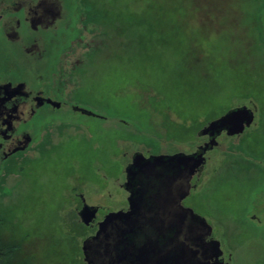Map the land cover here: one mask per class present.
Instances as JSON below:
<instances>
[{
  "label": "flooded vegetation",
  "instance_id": "af4514ba",
  "mask_svg": "<svg viewBox=\"0 0 264 264\" xmlns=\"http://www.w3.org/2000/svg\"><path fill=\"white\" fill-rule=\"evenodd\" d=\"M90 9L83 0H0V201L7 200L6 190L17 192L20 171L34 160L53 155L60 145L68 144L72 148L66 157L73 168L61 180L52 202L55 206L52 225L43 228L35 242L43 246L42 257L33 259L25 249L29 234L17 237L12 231L7 233L0 221V249L4 250L9 264H36V260L42 264L50 261L52 264H154L152 260L114 261V227L107 232L105 243L98 235L101 225L111 215L130 211L131 183L127 169L137 153L146 158L177 153L191 155L201 151L210 139L209 135H201V128L195 141L177 148V142L169 140L165 133L155 134V129L150 135H155L157 149L122 137L106 160L93 154L96 146L89 141L93 121L102 122L99 129L108 131L110 127L112 130L115 117L98 109L96 97L82 93L93 74L92 60L101 36L97 23L88 19ZM131 91L133 102L139 101L138 109H150L151 117L159 111L157 97L148 98L151 105L146 107L144 89L137 87ZM110 106L107 104L106 111L111 110ZM242 106L254 113L251 126L235 136L223 131L216 138L217 144L205 152L203 168L189 182L182 181L190 189L181 205L193 209L211 225L212 233L205 240L219 241L223 252L220 259L229 264H241L244 257L241 236H253L245 243L250 242L251 247L261 243L264 248V193L244 200L243 211L234 218L226 216L222 203L216 205L218 201H214L211 193L220 161L215 164L212 157L220 159L225 152L223 147L226 149L228 144L240 141L257 128V104L252 99H234L229 109ZM117 120H120L116 121L118 125H130L125 119ZM81 132L87 135L85 140L89 144L85 148L72 144L77 143ZM241 151H238L240 155ZM84 164L90 166L85 172ZM165 213L173 214L174 209L167 207ZM189 225L192 224L187 219L185 227ZM153 226L160 225L142 223L141 230H152ZM173 226L170 224V228ZM143 241L144 233L139 232L135 245ZM87 242L90 249L86 248ZM189 246L196 249L190 243ZM224 246L230 253L226 254ZM248 262L264 264V255L250 256Z\"/></svg>",
  "mask_w": 264,
  "mask_h": 264
},
{
  "label": "rangeland",
  "instance_id": "374dc122",
  "mask_svg": "<svg viewBox=\"0 0 264 264\" xmlns=\"http://www.w3.org/2000/svg\"><path fill=\"white\" fill-rule=\"evenodd\" d=\"M139 1L117 0L119 8L114 7L113 15L125 23L127 37L121 50L124 58L121 59L120 54L119 58L97 64L95 97L98 109L115 117V123L112 130L110 127L108 131H101L102 122L93 121L94 130L89 138L93 147L96 146L93 154L106 160L116 141L122 137L157 149L158 142L153 140L155 135H150L155 129V134H167V138L177 142L176 147L180 148L195 141L197 131L210 121L208 118L225 112L233 105L234 99H252L259 108L257 128L247 132L240 141L228 144L226 149L223 147L225 152L220 159L215 156L211 160L215 164L220 160L212 181V198L218 201L216 205L222 203L227 217L234 218L243 211L244 200L264 193V103L261 100L264 66H259L264 64V54L255 60L247 45L235 34H229L215 21L207 23L194 16V6L198 7L196 14L202 8L195 0L190 3L193 6L181 9L176 0H143L144 8H148L144 22L138 16ZM187 3L189 0L185 1ZM97 41L102 42V38ZM116 42L121 47L117 39L113 45ZM137 87L145 91L146 107L151 105L148 98H158L156 104L160 109L154 116L151 117L148 108L138 109V100L133 102L130 90ZM107 104H111V110L106 111ZM120 118L130 125H118L116 121L119 122L117 119ZM86 136L81 132L77 135V143L72 144L85 148L89 144ZM56 149L53 155L34 160L20 171L17 192L12 194L6 190L7 200L0 201V221L7 233L12 231L17 237L29 234L25 249L33 259L43 255V246L35 242L40 239L38 235L43 228L52 225L55 207L52 202L61 180L66 179L73 169L66 157L72 148L64 144ZM240 157L252 162H246L240 168L238 165L237 169V174L254 177L253 181L246 180L247 184L235 174L233 162L239 161ZM114 166L119 171V167ZM89 167L84 164L82 169L85 172ZM246 245L241 253L244 255L241 264H251L248 262L250 254L245 252L246 249L251 251L252 244L248 242ZM223 248L226 254L230 253L226 246ZM36 262L42 264L41 260ZM50 262L48 264H52Z\"/></svg>",
  "mask_w": 264,
  "mask_h": 264
},
{
  "label": "water",
  "instance_id": "95a60500",
  "mask_svg": "<svg viewBox=\"0 0 264 264\" xmlns=\"http://www.w3.org/2000/svg\"><path fill=\"white\" fill-rule=\"evenodd\" d=\"M141 1H139L141 4L139 8H141L145 20L148 17V8L145 9L143 0ZM185 1L176 0L175 2L181 9L183 6L191 5L190 3L194 0H189L187 4ZM195 2L202 8L200 13L196 14L198 7L194 6V16L207 23L215 21L219 27H225L229 34H235L236 38L241 39L247 45V50L251 51L255 60L264 54V0H195ZM218 19L222 20L218 21ZM107 30H109V26H107ZM115 32H117L115 35L117 37L114 39L122 44L121 47H119L118 42L113 45L114 39H110L109 42L103 36L100 37L102 42L99 41L100 43L97 44V53L95 59L92 60L95 63L92 70L93 74L85 90H82V93H86L87 96H96L97 64L104 60L109 62L113 58H119L120 54L122 55L121 59L124 58L121 50L125 45L127 36L126 34L119 35L121 33L119 28H116ZM102 55L103 60L100 59ZM118 65H122V63ZM259 66L263 67L264 64H259ZM88 72L91 73L90 70ZM261 100L264 103V95ZM254 119L253 111L246 106L227 109L223 113L208 118L210 121L200 133L201 135H209L210 139L201 148V151L191 155L177 153L173 155H151L148 158L141 153L135 155L133 163L127 169L131 183V188H129L131 192L129 198L130 211L109 216L102 223L98 234L107 243L109 237L107 232L112 226L114 227L113 238L114 249L116 250L114 261L132 262L135 259L137 261L146 260V262L152 260L154 264H229L220 259L223 252L220 249L219 241L205 240V237L212 233L211 225L193 209L181 205L190 189V185L182 181L187 180L189 182L203 168L205 152L217 144L216 138L223 131H226L230 136L243 134L245 129L251 126ZM238 160H235L233 164H235V174L243 180L242 183L247 184L246 180H255L254 177L237 174L238 165L240 168L246 162L252 163L243 157ZM167 207H172L174 213L166 214L165 209ZM187 219H190L192 224L189 227H185ZM142 223H153L160 226L154 227V225L152 230H141ZM170 224H174L173 228H170ZM139 232L144 233V241L141 245H135ZM245 237L241 236V253L244 249L243 243L253 238V236ZM189 243L196 249L191 248ZM90 247L87 242L86 248L90 249ZM250 250L249 252L246 249L245 253L248 252L250 256L258 255L259 257L264 255V248L261 243L251 247Z\"/></svg>",
  "mask_w": 264,
  "mask_h": 264
},
{
  "label": "trees",
  "instance_id": "16d2710c",
  "mask_svg": "<svg viewBox=\"0 0 264 264\" xmlns=\"http://www.w3.org/2000/svg\"><path fill=\"white\" fill-rule=\"evenodd\" d=\"M83 1H85L86 5L89 6V8H91L89 11H87L88 19L94 20L97 23V25L99 26L100 34L101 36H103V38H105V40L110 42V39H114L115 35L117 34V32H115L116 28L120 29L121 31L120 35L126 34L124 32L125 23H123V21H121V19H119L117 15H113L115 11L114 7L117 6L119 8V5L117 4V0L115 1L114 0H83ZM141 11H142L141 8H139L138 16L139 19H142L141 21L144 22L145 21L143 19L144 16ZM136 20H138V18ZM111 21H116V22L112 23ZM107 26H109V30H107ZM110 35H112V37H110ZM100 59L103 60V55L100 57ZM3 251H4L3 249H0V264H9V262H6L5 260L6 254Z\"/></svg>",
  "mask_w": 264,
  "mask_h": 264
}]
</instances>
